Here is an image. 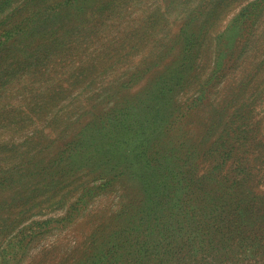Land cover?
Listing matches in <instances>:
<instances>
[{
  "label": "rangeland",
  "instance_id": "obj_1",
  "mask_svg": "<svg viewBox=\"0 0 264 264\" xmlns=\"http://www.w3.org/2000/svg\"><path fill=\"white\" fill-rule=\"evenodd\" d=\"M64 2L0 0V264H264L256 218H222L184 246L161 237L160 254L145 256L130 246L121 216L136 181L119 175L116 162L101 165L84 149L72 151L107 85H124L117 101L148 77L180 69L176 109L216 71L185 129L201 134L214 123L208 144L226 129L224 140L240 155L245 127H237L257 125L245 159L258 162L262 176L244 205L249 215H263L264 0H104L86 11L58 9ZM141 65L149 70L133 83L130 72ZM99 102L104 111L110 106ZM199 162L200 175L213 165Z\"/></svg>",
  "mask_w": 264,
  "mask_h": 264
},
{
  "label": "trees",
  "instance_id": "obj_2",
  "mask_svg": "<svg viewBox=\"0 0 264 264\" xmlns=\"http://www.w3.org/2000/svg\"><path fill=\"white\" fill-rule=\"evenodd\" d=\"M91 4L99 7L106 6L107 2L65 0L58 9L86 11ZM179 67L183 65L179 64L177 69ZM148 70L145 65L134 67L130 81L143 80ZM215 76L216 71L203 83L198 97L176 109H171L172 102L185 83L180 69L177 73L148 77L133 96L123 95L117 101L113 94L124 85H107L90 105L92 120L72 142L73 153H82L84 149L101 165L116 162L115 165L121 167L119 175H130L136 181L131 190L137 193L121 216L131 232L130 246H139L145 256L160 254L156 248L161 237L178 238L177 246H184L186 240L194 239L204 230H212V223L222 218L230 222L240 220L244 224L253 218L261 219L257 231L264 233V210L261 216H254L257 212L249 215L244 205L251 198L250 188L259 184L262 176L253 167L258 162L254 164L245 159V149L257 125L248 128L249 124L242 121L237 127L236 130L245 127L239 134L243 140L240 155L230 149L227 139L224 140L225 135H230L226 129L224 136L208 144L209 130L214 123L201 134L189 135L185 129L189 111L202 102L205 89ZM101 100L110 103L105 111L99 107ZM247 116L242 120L248 121ZM258 158L264 159V150ZM200 160L213 163L201 175ZM231 225L219 227V231L232 230ZM138 238L143 240L138 241ZM169 250L171 248L165 249L163 254L167 256ZM164 261L170 262L169 259Z\"/></svg>",
  "mask_w": 264,
  "mask_h": 264
}]
</instances>
